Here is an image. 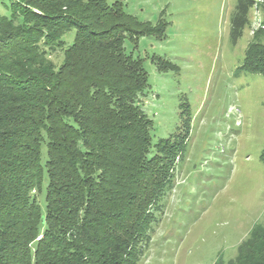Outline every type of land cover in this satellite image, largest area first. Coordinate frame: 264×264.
<instances>
[{
  "label": "trees",
  "instance_id": "16d2710c",
  "mask_svg": "<svg viewBox=\"0 0 264 264\" xmlns=\"http://www.w3.org/2000/svg\"><path fill=\"white\" fill-rule=\"evenodd\" d=\"M253 6L237 0L233 44ZM164 29L127 0H11L0 13V264L140 263L189 141L154 139L139 102L150 83L135 50ZM244 64L264 73V46ZM222 264H264V227Z\"/></svg>",
  "mask_w": 264,
  "mask_h": 264
},
{
  "label": "rangeland",
  "instance_id": "374dc122",
  "mask_svg": "<svg viewBox=\"0 0 264 264\" xmlns=\"http://www.w3.org/2000/svg\"><path fill=\"white\" fill-rule=\"evenodd\" d=\"M10 3L0 0L1 14L10 15ZM236 3L127 0L138 19L165 28L141 38L135 50L149 72L139 102L154 121L153 137L173 143L189 137L139 264L227 263L264 227V73L244 68L251 44L264 46V0H254L233 44Z\"/></svg>",
  "mask_w": 264,
  "mask_h": 264
}]
</instances>
